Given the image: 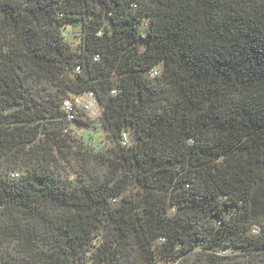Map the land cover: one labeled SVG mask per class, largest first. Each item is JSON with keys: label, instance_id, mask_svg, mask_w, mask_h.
Wrapping results in <instances>:
<instances>
[{"label": "trees", "instance_id": "trees-1", "mask_svg": "<svg viewBox=\"0 0 264 264\" xmlns=\"http://www.w3.org/2000/svg\"><path fill=\"white\" fill-rule=\"evenodd\" d=\"M90 91L116 147L65 136ZM89 257L264 264V0H0V264Z\"/></svg>", "mask_w": 264, "mask_h": 264}, {"label": "rangeland", "instance_id": "rangeland-1", "mask_svg": "<svg viewBox=\"0 0 264 264\" xmlns=\"http://www.w3.org/2000/svg\"><path fill=\"white\" fill-rule=\"evenodd\" d=\"M66 28V31H68V40L73 46L78 45L80 43V38L77 35L80 34V28L74 25H68ZM71 97V100H67L66 104H71L73 106L74 118L71 116L69 117L70 121L66 124L68 129H66L67 133L65 136L69 143L73 145L74 149L91 150L89 144L95 140L99 141L101 147H116V140L106 131L99 121L101 108L96 97L88 94L82 97H75L74 94H71ZM74 119H79L80 121ZM77 166L74 160L71 162L60 160L57 162L54 169H56L61 176L73 179L75 177L73 171ZM100 234H102V232H100ZM99 242L100 238L97 235L94 238V244L97 245ZM90 252L91 251H89V254ZM85 264L94 263L89 257L86 259Z\"/></svg>", "mask_w": 264, "mask_h": 264}, {"label": "built area", "instance_id": "built-area-1", "mask_svg": "<svg viewBox=\"0 0 264 264\" xmlns=\"http://www.w3.org/2000/svg\"><path fill=\"white\" fill-rule=\"evenodd\" d=\"M157 73H158V71L156 70V69H152V70H150V75L151 76H155V75H157ZM86 94H88V95H92V96H94V97H96V94L94 93V92H92V91H90V92H85V93H83V94H81V95H74L75 97H82V96H84V95H86ZM74 97V98H75ZM73 98V99H74ZM96 99H97V97H96ZM67 100H71V99H67ZM67 100L64 102V109H65V111H66V114H67V117H68V119L70 120V116L72 117V118H74V112H73V106L71 105V104H66V102H67ZM97 101H98V99H97ZM98 103H99V101H98ZM99 105H100V115H101V113H102V107H101V103H99ZM75 120V119H74ZM120 142H121V144L122 145H124V146H129L130 144H131V139H130V136L126 133V132H123L122 133V136H121V139H120ZM96 144V143H95ZM257 228V227H256ZM163 239V238H162Z\"/></svg>", "mask_w": 264, "mask_h": 264}]
</instances>
